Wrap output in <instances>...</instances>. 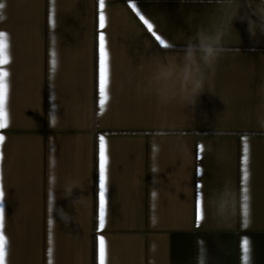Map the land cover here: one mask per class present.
I'll return each instance as SVG.
<instances>
[{"label": "crops", "instance_id": "obj_1", "mask_svg": "<svg viewBox=\"0 0 264 264\" xmlns=\"http://www.w3.org/2000/svg\"><path fill=\"white\" fill-rule=\"evenodd\" d=\"M0 2L5 4L0 32L8 34L11 60L5 66L10 73L9 125L0 129L5 137L0 163L5 264H101V237L104 264H201L202 248L205 264H245V240L248 264H264V127L259 123L264 118V35L253 38L246 22H234L226 42L231 51L216 66L195 111H171L168 127L186 131V151L177 153L165 143L160 173L154 175L151 143L162 135L157 133L161 125L154 98L137 89L144 74H136L135 66L142 57L164 55L165 49L130 4L157 35L180 47L198 27L219 16L216 0H105L103 30L98 0ZM101 31L110 53L109 100L102 115ZM100 136L107 141L109 156L103 230L98 228ZM69 176L80 181L73 198L85 196V205L76 209L70 207L72 198L63 196L62 184ZM226 184L237 204L230 226L221 227L209 205L224 194ZM153 188L161 192L155 207ZM53 199L56 210L50 213ZM201 200L204 215L198 226ZM61 208L75 218L71 224L61 220ZM153 216L158 219L155 226Z\"/></svg>", "mask_w": 264, "mask_h": 264}, {"label": "clouds", "instance_id": "obj_2", "mask_svg": "<svg viewBox=\"0 0 264 264\" xmlns=\"http://www.w3.org/2000/svg\"><path fill=\"white\" fill-rule=\"evenodd\" d=\"M202 2V0H201ZM219 6V16L210 22L208 26L201 25L183 43L177 47L169 42L165 54L159 53L141 58L139 66H135V73H143L144 79L137 84V89L154 98L157 105V120L161 127L151 143V154L153 167L151 172L154 175L160 173L159 159L167 143L177 153L183 154L186 151V131L168 127L171 111L175 108L186 110L197 108L201 96L206 93L212 76L215 74L216 66L221 58L231 49L226 46L227 37L234 29V22L240 20L246 22L248 31L253 38L257 34L264 35V0H216ZM244 14L241 15V9ZM252 17H256L253 19ZM5 17L0 18L3 21ZM132 75L128 74L127 83H132ZM264 87V85H262ZM208 93V92H207ZM186 115V114H185ZM189 118V117H188ZM261 127H264V118L259 120ZM215 134H217L215 132ZM80 187L78 177L69 176L62 184L64 198H72L70 207L76 209L85 205V196L74 197V190ZM55 190L53 189V196ZM153 206L161 197L160 190L156 188L151 192ZM237 198L232 188L226 184L225 192L214 204L209 205L211 213L218 226H230L236 212ZM56 210V201L50 200L49 212ZM61 220L69 225L75 219L63 208L58 210ZM158 222L157 217L153 225ZM199 243L203 244L202 241ZM201 264L206 261V248L201 249Z\"/></svg>", "mask_w": 264, "mask_h": 264}, {"label": "snow or ice", "instance_id": "obj_3", "mask_svg": "<svg viewBox=\"0 0 264 264\" xmlns=\"http://www.w3.org/2000/svg\"><path fill=\"white\" fill-rule=\"evenodd\" d=\"M99 5V29L103 30L107 27L106 16H105V0H98ZM131 9L136 12V15L140 17L143 23L146 25L147 30L151 33L154 39L160 44L161 47L167 48L168 43L157 35L153 30V25L149 23L143 15L140 14V11L137 9L134 3L130 4ZM5 8V4L0 2V10ZM3 15L0 14V18ZM11 62L9 55V42L8 34L0 32V129H5L9 125V115H8V101H9V76L10 73L6 70L5 66ZM57 61L55 59V53H53L52 68L56 69ZM109 85H110V53L107 46V38L103 31L99 33L98 36V96H99V111L102 115L106 110V103L109 100ZM5 137L0 134V163L3 162L4 156L2 152L3 144ZM200 152L204 151V146L201 145ZM243 184H244V226H248V215H249V144L247 141L243 144ZM108 165H109V156L107 151V141L104 136H100L98 139V228L103 230L106 227V214H107V180H108ZM200 213L197 218V224L199 226L200 221L203 219V203L202 200L199 204ZM5 209H4V191L0 187V264H5L6 255L8 251V240L5 235ZM155 221V216H153V222ZM104 239L103 237L99 240V258L101 264H104L105 261V249H104ZM49 244H51V237H49ZM244 260L245 264H248L249 261V242L248 240L244 241L243 244ZM49 258H51L52 252L51 248L48 251ZM203 264V260H202Z\"/></svg>", "mask_w": 264, "mask_h": 264}]
</instances>
